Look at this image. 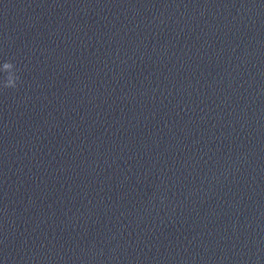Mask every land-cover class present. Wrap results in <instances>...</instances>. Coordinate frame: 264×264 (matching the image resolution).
Masks as SVG:
<instances>
[{
    "label": "clouds",
    "instance_id": "1",
    "mask_svg": "<svg viewBox=\"0 0 264 264\" xmlns=\"http://www.w3.org/2000/svg\"><path fill=\"white\" fill-rule=\"evenodd\" d=\"M19 71L11 60L0 64V73H3V77L0 79V90L17 89L22 83Z\"/></svg>",
    "mask_w": 264,
    "mask_h": 264
}]
</instances>
